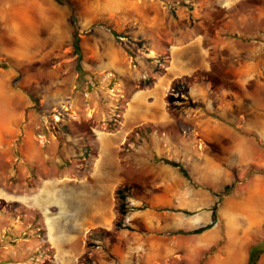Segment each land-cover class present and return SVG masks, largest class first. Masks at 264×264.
Here are the masks:
<instances>
[{
    "label": "rangeland",
    "instance_id": "1",
    "mask_svg": "<svg viewBox=\"0 0 264 264\" xmlns=\"http://www.w3.org/2000/svg\"><path fill=\"white\" fill-rule=\"evenodd\" d=\"M263 239L264 0H0V264H245Z\"/></svg>",
    "mask_w": 264,
    "mask_h": 264
},
{
    "label": "trees",
    "instance_id": "2",
    "mask_svg": "<svg viewBox=\"0 0 264 264\" xmlns=\"http://www.w3.org/2000/svg\"><path fill=\"white\" fill-rule=\"evenodd\" d=\"M75 51L79 54V46L75 45ZM80 71H83L81 66H78ZM84 72V71H83ZM264 253V239L250 244L248 248L247 264H258L260 256Z\"/></svg>",
    "mask_w": 264,
    "mask_h": 264
},
{
    "label": "crops",
    "instance_id": "3",
    "mask_svg": "<svg viewBox=\"0 0 264 264\" xmlns=\"http://www.w3.org/2000/svg\"><path fill=\"white\" fill-rule=\"evenodd\" d=\"M254 181V182H253ZM252 182V185L249 187L250 188V191H249V193H251L250 194V197H249V201H248V203H250V205H252L251 207H258L259 206V204H260V201H259V196H256V197H254V196H252V195H255V194H258V195H260L259 193H260V185H254L255 183H256V181L255 180H253ZM251 197H252V200H251ZM256 198V199H254V198ZM242 257H240V260L238 261V263H240V261L242 260L241 259ZM247 260H248V257H247ZM245 264H247V261H245Z\"/></svg>",
    "mask_w": 264,
    "mask_h": 264
},
{
    "label": "bare ground",
    "instance_id": "4",
    "mask_svg": "<svg viewBox=\"0 0 264 264\" xmlns=\"http://www.w3.org/2000/svg\"><path fill=\"white\" fill-rule=\"evenodd\" d=\"M27 8H28V7H27ZM27 10H28V9H27ZM19 11H20V14H19V15H20L19 18H20V17H22L21 13L23 14V13L26 12V11H25V10H21V9H20ZM19 11H18V12H19ZM21 11H22V12H21ZM31 12H32V11H31ZM33 12H34V11H33ZM27 13H28V12H27ZM13 14H14V13H13ZM17 15H18V14H17ZM29 15H30V14H29ZM29 15H28V16H29ZM15 16H16V14H15ZM28 16H27V17H28ZM17 17H18V16H17ZM27 17H26V18H27ZM23 18H24V16H23ZM14 19H15V18H14ZM14 19H13V20H14ZM28 19H29V18H28ZM23 23H24V22H22V24H23ZM25 24H26V22H25ZM25 24H23V26H22V30L24 29V31H22V32L28 31V29H29V27L25 26ZM20 25H21V23H20ZM30 25H31V24H30ZM10 26H11V25H10ZM28 26H29V25H28ZM14 28H15V27H14ZM14 28H13V29H14ZM17 28H18V27H17ZM17 28H16V29H17ZM30 28H31V27H30ZM18 29H19V28H18ZM17 31H19V30H17ZM14 33H16V30H15ZM17 33H18V32H17ZM17 33H16V34H17ZM23 34H24V33H23ZM23 34H22V35H23ZM18 38H20V35L18 36ZM12 40H13V39H11L10 41H12ZM15 40H16V39H15ZM25 43H26V41H25V38H24V35H23V38H22V39L20 38V41H18V44L20 45V44H25ZM26 45H27V44H26ZM26 45H25V46H26ZM26 48H27V47H26ZM18 49H19V48H18ZM16 50H17V49H16ZM19 50H21V49H19Z\"/></svg>",
    "mask_w": 264,
    "mask_h": 264
}]
</instances>
